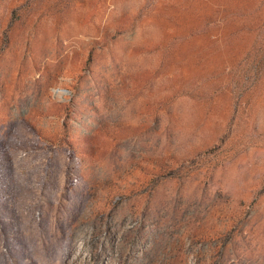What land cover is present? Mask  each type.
Returning a JSON list of instances; mask_svg holds the SVG:
<instances>
[{"label": "rangeland", "instance_id": "1", "mask_svg": "<svg viewBox=\"0 0 264 264\" xmlns=\"http://www.w3.org/2000/svg\"><path fill=\"white\" fill-rule=\"evenodd\" d=\"M0 264H264V0H0Z\"/></svg>", "mask_w": 264, "mask_h": 264}]
</instances>
